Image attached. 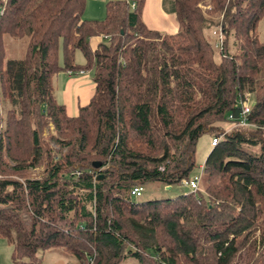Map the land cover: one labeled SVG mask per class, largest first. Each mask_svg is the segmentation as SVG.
I'll list each match as a JSON object with an SVG mask.
<instances>
[{"label": "trees", "instance_id": "1", "mask_svg": "<svg viewBox=\"0 0 264 264\" xmlns=\"http://www.w3.org/2000/svg\"><path fill=\"white\" fill-rule=\"evenodd\" d=\"M142 2L109 1L95 21L86 0H0V241L15 264L48 249L76 264H264V0L164 3L172 35L145 26ZM5 37L26 39L22 59L7 58ZM97 37L108 42L92 49ZM90 70L93 96L70 116L54 79ZM246 94L250 125L226 132ZM204 135L219 138L204 193L131 196L195 177Z\"/></svg>", "mask_w": 264, "mask_h": 264}, {"label": "rangeland", "instance_id": "2", "mask_svg": "<svg viewBox=\"0 0 264 264\" xmlns=\"http://www.w3.org/2000/svg\"><path fill=\"white\" fill-rule=\"evenodd\" d=\"M209 19H211L215 24L220 21L219 16H210ZM219 19V20H218ZM176 23V22H175ZM209 40L214 42V38L209 35ZM257 34L258 38L261 42H264V18L260 21L258 28H257ZM93 43H91V47L95 49L98 44L101 43H107L108 41L104 38L97 37L92 39ZM5 49H6V55L8 59H22L24 52H25V45H26V39L21 40H14L9 37H5L4 39ZM75 62L79 64L80 66H84L86 63V59L84 58L83 54L81 52H76ZM59 63H61V58L59 60ZM84 81H86L85 84V92L88 94H92L94 91V85H93V71H86L83 75ZM72 78H75L72 77ZM54 85H55V96L59 103L64 102V99L72 100L73 105V112L75 113L76 110V91L79 89L78 87H75L77 84H70L67 80V77L65 76V72H60L57 77L54 79ZM70 110V107L68 106V111ZM231 126L226 125L225 131H227ZM233 128V127H231ZM52 135L55 136L54 128L52 125H49L48 128L45 129L43 132V138L44 140H47L48 137ZM211 138L209 135H204L200 138V140L197 143L196 146V153H195V162H196V168L192 172V176H199L201 171L200 168L204 165L205 159L209 152L211 151ZM246 148V147H245ZM246 150H250L253 153H257V148H246ZM42 167H38L35 170L31 171L32 177H39L41 176L43 172ZM199 191H201V194L204 193V185H199ZM190 190L186 184H182L181 186H173L171 189L167 190L166 187H163L159 183L149 184L143 188L142 195L135 199L137 201H151V200H160V199H168L172 196H177L184 193H189ZM0 243L4 246L5 252L3 249H1V258H6L7 264H12L11 261H9V256L7 252L6 247V241L1 240ZM40 254H42V263L41 264H76V259L70 255L68 252H66L63 249H48L44 252L40 251Z\"/></svg>", "mask_w": 264, "mask_h": 264}, {"label": "crops", "instance_id": "3", "mask_svg": "<svg viewBox=\"0 0 264 264\" xmlns=\"http://www.w3.org/2000/svg\"><path fill=\"white\" fill-rule=\"evenodd\" d=\"M109 1H115V0H86V6H85L84 14H83V19L84 20H95V21L103 20L105 17V5ZM126 1H128L130 7H131V3L134 2V0H126ZM142 1H143L142 2L143 5L141 8V21L145 24V26L149 30L157 31L158 33L163 34V35H172L177 32L178 25H177L174 15L172 13L167 12L164 9V5H163L164 3L168 4V2H172L173 0H142ZM92 39L90 40V47H91V43H93ZM75 57H76V54H75ZM75 65H79V64L75 62ZM65 76L67 77V80L69 81L71 85L77 84L75 87L79 88L76 91L75 113L73 112L72 100L64 99L63 100L64 102H61V104L65 106L67 114L70 116H74L76 115L79 107L84 106L89 102V100L93 96V93L88 94L87 92H85L86 81H84V78H83L84 76L72 78V77H68L66 73H65ZM68 106L70 107L69 111H68ZM230 129L231 127L226 132H228ZM6 247H7V252H8L9 259H10L9 261H11L10 257H11L12 247L8 244H6ZM1 249H3L5 252L6 248H4V246L0 243V254H1ZM6 262H7L6 258H1V255H0V264H7ZM11 263L15 264L12 261Z\"/></svg>", "mask_w": 264, "mask_h": 264}, {"label": "built area", "instance_id": "4", "mask_svg": "<svg viewBox=\"0 0 264 264\" xmlns=\"http://www.w3.org/2000/svg\"><path fill=\"white\" fill-rule=\"evenodd\" d=\"M135 6L134 3H131V8L133 9ZM215 35V33H213ZM84 71H78V72H73V71H67L66 75L68 77H80L84 75ZM239 114L236 119H233L232 116L228 117L229 121H232V126L231 127H248L250 124L248 123V116L251 111V94H246L244 99L239 100ZM235 121V122H234ZM219 143V138L214 137L211 139L210 146L214 147ZM202 170V167L200 168ZM199 183H200V175L193 177L189 182L186 183L188 186L190 192H195L199 190ZM142 189L141 188H134L130 194L134 198H139L142 195Z\"/></svg>", "mask_w": 264, "mask_h": 264}]
</instances>
